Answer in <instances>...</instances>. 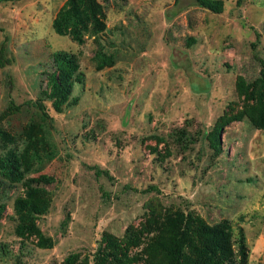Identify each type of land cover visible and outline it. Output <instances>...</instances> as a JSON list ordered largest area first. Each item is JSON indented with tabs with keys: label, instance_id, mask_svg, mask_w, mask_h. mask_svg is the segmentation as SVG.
Listing matches in <instances>:
<instances>
[{
	"label": "rangeland",
	"instance_id": "rangeland-1",
	"mask_svg": "<svg viewBox=\"0 0 264 264\" xmlns=\"http://www.w3.org/2000/svg\"><path fill=\"white\" fill-rule=\"evenodd\" d=\"M93 1L83 41L55 28L67 0L0 2V155L54 154L0 172V264H164L185 209L186 264H264V0ZM57 51L79 67L62 112Z\"/></svg>",
	"mask_w": 264,
	"mask_h": 264
},
{
	"label": "trees",
	"instance_id": "trees-1",
	"mask_svg": "<svg viewBox=\"0 0 264 264\" xmlns=\"http://www.w3.org/2000/svg\"><path fill=\"white\" fill-rule=\"evenodd\" d=\"M7 1H16V0H0V2ZM69 7L66 9H62L59 17L55 21V28L59 33H64V31H69L73 33L74 38L79 41H83L81 37L80 29L78 31V24L83 23L85 28H88V18L94 17L97 19V15L94 13L95 7L93 8L91 3H94L93 0H67ZM197 4L204 7L209 8L215 12H222V2L220 0H196ZM71 25L70 28H67L68 25ZM259 37V34H257ZM5 39L1 43L0 47V65L4 66L5 64H10L13 59L10 56L9 43L10 38L8 34H4ZM194 40V39H193ZM107 53L104 50H100L97 55H95V59L99 62L100 66L102 63L108 59L106 56ZM54 61H56V65L60 68L59 71V84L60 90L56 94V98L53 100V104L59 112L63 111V106L65 101L69 100V94L73 89V84L75 82H79V67L76 64V61L72 59V55L69 53H65L63 51H57L53 54ZM261 63L264 64V61L261 60ZM41 109L43 110L42 114L44 116H48L46 113V106L41 103ZM263 114V113H262ZM259 125L264 128V117L261 121H259ZM256 123V121H255ZM220 128L215 132L214 142L216 145L214 147L220 146ZM43 137L38 139V141L33 142L32 144H28L24 151L18 153L17 151L10 150L6 155H0V172L6 174L7 176L13 175L19 177L22 175V167L27 168V166L33 164L34 159L37 161L43 160L44 158H51L54 154L52 149L43 145ZM185 214L183 223L181 225V229L174 233L170 240L168 241H156L154 245H158L161 250L165 252V260L164 264H186L185 257V246L189 243L188 236L191 233V224L193 221L192 213L190 210L185 209ZM226 234V233H223ZM225 236V235H224ZM228 240V238H227ZM200 257L204 259V261L197 262V264H232V261H229L226 257V252L223 253V257H221L222 248L218 245H215L213 249H206L204 251V247L200 249ZM199 251V252H200ZM216 251L219 258H213L214 252ZM205 253L207 255H205ZM106 255H103L102 252H98L95 264H104V258ZM104 261V262H103ZM160 264V262H158Z\"/></svg>",
	"mask_w": 264,
	"mask_h": 264
}]
</instances>
